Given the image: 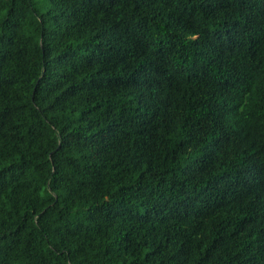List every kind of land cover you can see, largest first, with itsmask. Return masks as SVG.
I'll list each match as a JSON object with an SVG mask.
<instances>
[{
	"label": "trees",
	"instance_id": "trees-1",
	"mask_svg": "<svg viewBox=\"0 0 264 264\" xmlns=\"http://www.w3.org/2000/svg\"><path fill=\"white\" fill-rule=\"evenodd\" d=\"M0 264H264V0H0Z\"/></svg>",
	"mask_w": 264,
	"mask_h": 264
}]
</instances>
